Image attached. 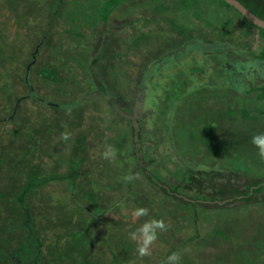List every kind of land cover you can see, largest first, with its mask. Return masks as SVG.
I'll list each match as a JSON object with an SVG mask.
<instances>
[{
	"label": "rangeland",
	"instance_id": "obj_1",
	"mask_svg": "<svg viewBox=\"0 0 264 264\" xmlns=\"http://www.w3.org/2000/svg\"><path fill=\"white\" fill-rule=\"evenodd\" d=\"M102 1L0 0L1 142H13L31 124L37 160L47 172H63L72 139L84 136L80 183L95 187L104 210L92 244L98 264H164L173 253L181 264H264L263 204L199 209L195 226L190 207L163 196L140 172L127 188L131 126L107 102L126 110L127 119L134 112L164 179L173 182L179 167L264 176L251 143L264 123L255 93H248L264 80V61L250 55L262 45L256 29L217 0H127L101 36ZM92 72L105 96L97 95ZM109 145L112 160L101 155ZM39 197L51 208L73 203L64 184H48ZM139 208L148 215L133 217ZM82 217L86 225L90 216ZM150 220H162L166 230L151 255L139 258L128 234Z\"/></svg>",
	"mask_w": 264,
	"mask_h": 264
},
{
	"label": "trees",
	"instance_id": "obj_2",
	"mask_svg": "<svg viewBox=\"0 0 264 264\" xmlns=\"http://www.w3.org/2000/svg\"><path fill=\"white\" fill-rule=\"evenodd\" d=\"M125 1L127 0L101 2L99 7L101 36L106 34V25L111 12ZM238 1L264 20V0ZM217 2L219 6L236 12L244 19L225 2L221 0ZM52 15L50 23L54 19V14ZM244 20L247 22L246 19ZM250 26L256 29L262 40L260 49L251 52L250 55L259 61H264V30L251 24ZM46 35L47 32L43 37L45 38ZM39 45L36 46V50ZM3 63L0 59V68H4ZM92 78L98 85L97 95L105 96L101 81L94 72ZM248 93H255V99L260 103L256 113L264 123V80L256 87L249 86ZM83 100V98L78 99L74 103L78 104ZM107 102L113 109L118 108L116 113L120 116V120H127L131 126L130 156L134 163L131 175L140 172L163 196L190 207L195 226L199 209L225 210L236 206L264 205V176L179 167L176 170L179 176L175 175L173 182L162 178L154 167L155 155L147 153L144 149L141 134L143 127L134 112L128 111L127 116L131 119H127L122 116L126 110H119L120 108L112 103V99ZM74 103L66 109H70ZM29 127L26 133L21 134L16 131L11 137L13 138L11 143H2L0 140V264H98L91 257L92 244L99 238L94 233V227L104 210L94 197L95 187H85L80 183L84 173L83 164L86 162V158L81 156L82 150L87 148L84 136L72 139L63 172H47L44 164L37 160L40 146L35 137L29 134L32 130L31 124ZM17 142L21 145L19 146ZM174 152L175 149L171 151L172 154ZM16 154H18L17 160ZM52 183L64 184L73 203H63L54 208L40 204L39 191ZM131 185L132 181L127 182V188ZM82 212L90 216L86 225ZM195 238L196 236L192 237ZM192 239L189 238L186 242ZM101 240L105 241L103 238ZM116 262L114 258L111 264H118Z\"/></svg>",
	"mask_w": 264,
	"mask_h": 264
},
{
	"label": "clouds",
	"instance_id": "obj_3",
	"mask_svg": "<svg viewBox=\"0 0 264 264\" xmlns=\"http://www.w3.org/2000/svg\"><path fill=\"white\" fill-rule=\"evenodd\" d=\"M252 145L257 149V155L261 160H264V133L253 136L251 140ZM102 158L112 160L116 156V150L112 146H106L102 152ZM135 179L133 175H126L125 182H131ZM133 217L140 218L148 215V210L145 208L136 209L132 213ZM166 230V225L162 220H150L144 222L135 231L130 232L129 239L137 242L136 252L139 258L151 255V246L158 239V233ZM164 264H181V255L173 253L168 256Z\"/></svg>",
	"mask_w": 264,
	"mask_h": 264
},
{
	"label": "water",
	"instance_id": "obj_4",
	"mask_svg": "<svg viewBox=\"0 0 264 264\" xmlns=\"http://www.w3.org/2000/svg\"><path fill=\"white\" fill-rule=\"evenodd\" d=\"M236 10L244 19L247 20L254 27L264 30V20L253 14L245 6H243L238 0H221Z\"/></svg>",
	"mask_w": 264,
	"mask_h": 264
}]
</instances>
